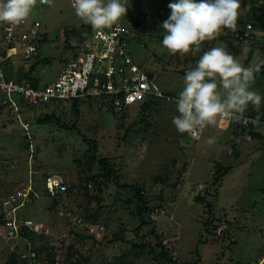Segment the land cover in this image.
<instances>
[{
  "label": "rangeland",
  "instance_id": "rangeland-1",
  "mask_svg": "<svg viewBox=\"0 0 264 264\" xmlns=\"http://www.w3.org/2000/svg\"><path fill=\"white\" fill-rule=\"evenodd\" d=\"M171 2L174 0H128L126 14L119 21L133 24L132 28L137 32L134 21L147 14L149 24L141 34L143 42L129 40L127 51L141 70L153 74L154 84L164 95L178 97L183 88L185 72L194 67L197 60L185 64L183 60L187 54L180 53L179 59H175L157 37L164 35V30H160L161 24L170 15L168 5ZM255 10L259 19L254 16ZM237 17L258 22L257 28H253L255 36L258 39L264 37V0H240ZM28 19L39 20L41 32L47 34L40 54L51 61L34 72L41 77L42 83L55 79L64 65L62 61L73 58L80 46L84 49L91 47L92 37L89 34L83 37L82 45L73 46L72 42H78L80 28L72 35L73 31L67 34V30L79 19L68 0H52L51 4H40L36 0ZM1 26L2 23L0 42ZM239 27L242 25L236 22L235 30ZM248 28L250 26L247 24L246 30ZM235 30L222 28L215 39L203 41V52L217 46L227 50L223 37L228 36L233 40L237 35ZM68 41L72 47H68ZM263 41L259 40L255 55L246 66L244 62L249 48L245 47V40L243 43L236 42L237 53L227 51L244 67L264 64V52L259 48L263 46ZM10 61L12 64L7 71L3 67L7 75L20 67L27 70L32 60L25 63L23 55L19 53L12 56ZM250 88L264 95V78L255 76ZM154 100L156 104L145 115L147 124L139 122L142 114L135 104L125 110L126 118L121 120L120 116H115L106 105L95 99L80 103L78 114L72 101L51 102L33 108L25 106L20 110L18 104L15 111L0 107V202L7 193L19 191L28 185L34 187L39 197L36 205L18 210L34 221L33 229L42 232L43 235L34 242L36 246L54 244L58 247L64 243L60 241L63 234L66 235V244L75 242V231L80 234L95 232L100 239L106 234L110 238L118 234L122 221L129 227L125 233L126 244L119 243L118 247L92 246L91 240H86L80 247L90 262L107 264L114 261L110 256L119 253V247L130 250L132 242L139 241L131 229L141 221L138 215L130 213L135 203L132 201L129 207L126 206L129 209L123 206V201L134 195L135 191L132 187L120 185L123 182L133 183L143 186L147 200L154 208L153 215H150L155 221L152 224L159 232L164 231L166 244L172 247L173 254L181 263L199 259V264H264V125L253 127V131L260 136L249 138L238 135L232 141L239 149V157H236L229 144L232 140L231 122L227 125L226 120L218 122L216 119L215 124L207 125L200 138L195 139L187 132H178L172 124V117L178 114L174 101ZM263 104L264 101L258 109L251 104L248 106L253 111L260 110ZM52 112L61 123L68 126L75 124L74 127L65 128L58 125L56 120L37 122L38 117ZM120 124L123 125L121 128ZM128 125L131 128L124 137ZM210 138H213L211 143ZM89 140L97 141L98 145L96 159L90 164ZM99 156L109 157L118 176L108 177L106 186L102 187L103 193L101 191L104 197L102 204L113 206L105 208L97 224L92 225L82 216L97 207L96 201L87 205L83 189L70 190L69 186L80 181L85 183L87 166H92L93 173L99 171ZM221 157L232 168L211 188V191L217 192V196L210 197L209 201L213 204L214 215L230 223L224 242L213 240V236L205 232L203 220L207 216L204 206L193 199L194 195L209 187L214 172L212 166ZM78 160L80 163L76 162ZM184 163L187 164L185 169L182 166ZM48 173L61 177L69 190V194L57 198L53 210L47 209L52 203L51 198L42 197L46 187L44 179ZM179 176V185L172 187ZM88 189L96 192L92 187ZM159 208L162 210L158 211ZM2 211L0 207V214ZM145 218H148L147 215ZM70 230L75 231L71 233ZM6 238L4 224L0 222V264L6 263L4 254L17 240V237L13 240ZM146 249L135 251V255L128 257V264H158Z\"/></svg>",
  "mask_w": 264,
  "mask_h": 264
},
{
  "label": "trees",
  "instance_id": "trees-1",
  "mask_svg": "<svg viewBox=\"0 0 264 264\" xmlns=\"http://www.w3.org/2000/svg\"><path fill=\"white\" fill-rule=\"evenodd\" d=\"M246 1H250V0H246ZM257 10V9H256ZM254 13V16L256 18H260V16L256 13ZM148 16L146 13L142 14L140 17H138L134 22H135V29L137 30L136 34L137 36L134 38L135 41L141 43L143 42L142 38H141V34L145 31L146 27L148 26L149 22H147ZM236 22H238L240 25H242V27L237 28L235 31L237 33V35L233 38V40H230L228 38V36L223 37V40L225 43H227V50L228 51H232L234 53L238 52V46L236 45V42L239 43H243V41L245 40L247 45L245 47L248 46V52H247V58L244 62V66H246L248 64V62L252 59V57L255 55L256 52V46L257 43L259 42L260 39H264V37H260L259 39L257 38V36H255L254 33V29L257 28V26L259 25L258 22H252L250 19H246L243 20L240 17H237ZM124 23V22H122ZM248 24V26H250V29H253V31H249L248 29L246 30V25ZM83 27H86L82 21L80 20V18L78 19V21L74 24V26L70 29L67 30V34L71 33V35L78 29L80 28V30L78 31L80 33V31H83ZM41 28V27H40ZM130 29H133L132 27H130ZM160 30H163L162 28ZM231 30V29H230ZM234 31V30H233ZM249 31V33H248ZM41 32V30H40ZM157 37H159L162 40L163 35H157ZM240 39V41H239ZM47 40V34L44 32H41V35L38 39V49L36 51V53L33 56V59L31 61V64L28 66L27 70L24 71L23 67H20L18 69H16L14 72H9V74L7 75V73L4 70L5 76L8 79H14L16 81L22 82V81H27L29 82L32 86L34 87H42L44 85H46L45 83L41 82V77L38 74H34V72H36L37 70H39V67L49 63L51 61V59L47 56H41L40 54V48H41V44L44 43ZM262 41V40H261ZM264 43V41H263ZM68 47H72V44L70 41H68ZM201 47V45H200ZM258 48V46H257ZM260 50L262 52H264V44L263 46H259ZM79 50V48H78ZM203 54V49L201 48V51L195 55H193L191 52L188 53L185 59L183 60V62L185 64L187 63H193L194 61L198 60L200 55ZM77 55V52L74 53L73 57H75ZM173 57L175 59H179L178 57V53L173 55ZM11 58L8 59L6 62H4L3 67H6V71L8 69V67L12 64L11 63ZM68 61V60H67ZM66 60H63L62 62H64L63 67L65 66V64L67 63ZM192 65V64H191ZM259 65V71L254 73V76H258L260 78H264V64H254V66ZM62 67V68H63ZM61 70V69H60ZM60 72V71H59ZM58 72V74H59ZM13 76H9L12 75ZM57 74V75H58ZM148 74L153 77V74L151 72H148ZM57 77V76H56ZM55 77V78H56ZM54 80V79H53ZM169 96H172L170 94H166ZM2 97L0 95V107H4L5 106L2 104ZM99 100L96 98H87V99H71V100H62V101H72V105L73 108H75V112L78 114L79 112V106L80 103H82L83 101H88L90 102L91 100ZM154 99H160V100H165L164 98H148L145 100H141V101H137L131 105L135 104V108L138 109L141 114H142V118L140 119V123H144L147 124L146 122V112H148L156 103ZM61 101V100H60ZM51 102H59V100H52ZM49 102V103H51ZM101 103H105L103 101H99ZM43 104V103H41ZM47 104V103H45ZM40 105V104H38ZM130 105V106H131ZM30 107L33 108L35 107V105L32 104H25L24 102H19V110L21 109V107ZM129 106V107H130ZM106 107L114 114L112 107L110 106L109 102H106ZM250 109L251 106H248L245 110V112L243 113L242 116H246L248 118H256L257 114L260 113V115H258L259 117V121L261 122L264 119V104L261 107L260 110H253L251 111ZM115 115V114H114ZM116 116V115H115ZM126 118V111H123L120 119L124 120ZM53 120H56V123H58V125L63 126L65 128H73L75 124L68 126L65 123H61L60 120L58 119V117L56 116V114L54 112L52 113H46L41 117L37 118V122L39 123H48L51 122ZM123 125L120 124L119 127L121 128ZM129 126V125H128ZM125 129V133L123 134V136L125 137L127 132L129 131V129L131 128V126H129ZM253 127L254 124L248 123V124H244L242 122L241 119L239 120H235L233 119L231 122V127L232 128V132H231V139L229 144L232 145L233 148V156H238L239 157V149L238 147L232 142L233 140H235V138L239 135L242 136H246V137H258L260 136L257 132L253 131ZM238 136V137H239ZM84 141H86V139H84ZM88 145H89V149L88 151H90L89 153H91V157L89 158V164L94 161L96 159V153H97V141L95 140H89L88 141ZM223 157H221L220 159H216V163H214V165L212 166V178L209 181V187L204 188L203 192H199L196 195H194V201L199 202L201 204H203L204 206V213L206 214V218H204L203 220V226H204V230L207 233H210L213 236V240L215 241H222L224 242L227 234H229L228 229L230 228V223L228 222V220L226 219H222L221 217H218L216 215H214V207L211 201H209V198H215L217 196V192L216 191H211V188L214 187L215 185H217L220 180L222 179V177L227 174L232 166L231 165H227L225 164V162H223L222 160ZM98 164L100 166V170L97 171L96 173L92 172L91 167L92 166H87V169L85 168V171L87 172V175L85 176V183L82 184V182H78V184H71L70 190L71 189H83V194L86 198V204H90L92 201H96L97 203V207L94 209H90V211L88 213H86L85 215L82 216V218L87 221L88 223H91L92 225H96L99 219V216L101 213H103V210L105 208H110L113 206V204L111 206L107 205V204H102V199L103 197V191H102V187L105 185L106 186V180L108 177H112L114 176L115 178H117V169L115 167V165L110 162V159L108 156H99L98 157ZM80 163V160L76 161ZM183 168L185 169L187 164L184 163L182 164ZM52 175L51 173H48L45 175ZM56 175V174H55ZM180 177L179 176L172 184V187L176 188L179 183H180ZM61 178V177H60ZM63 180V179H62ZM118 183V181H117ZM208 183V181L206 182ZM66 185V183H65ZM93 185V186H92ZM122 187H132L134 192V195H132L129 198H126L123 201V206H127L129 207L131 205V202L134 201L135 206L134 209L130 212L133 215H138L140 218V223L136 226L133 227L131 229H133V233L135 235V237L139 240L137 242L133 241L131 244V248L130 250L125 249L124 247H119V253L114 254L113 256H110L114 259V261H111L110 263L107 264H128V257L131 256L132 254H136L135 251H139L140 249H144L147 248L149 251V253L152 254L153 259L158 263V264H199V259L193 261V262H185V263H181L180 261H178L177 257L173 254L174 250H172V247L168 246L165 242V238L166 236L164 235V231H158L155 224H152V222H155L153 219H151L150 215H153V211L154 208L153 206H151L147 200V197L144 193V188L141 185H137V184H133V183H126L123 182L120 184ZM66 191L63 193H56L54 195H51L46 189H44L45 193L42 195V197L45 198H51L52 203L49 204L47 206L48 210H53V208L57 205V198L63 194L68 193V186L66 185ZM94 188V191L96 192H90V189L88 188ZM202 189V188H201ZM200 189V190H201ZM11 191V190H10ZM47 191V193H46ZM102 191V193H101ZM93 193V194H92ZM94 193H98V194H94ZM101 193V194H99ZM69 194V193H68ZM9 194L7 193V195L5 197H7ZM102 195V197H101ZM39 197H34L31 201H27L22 207H20L19 209L23 208V207H27V206H34L36 205V202L38 200ZM50 200V201H51ZM49 201V200H47ZM130 203V204H129ZM48 204V203H46ZM45 208V205L43 206ZM125 208V209H129V208ZM85 208H88L87 206H85ZM108 208V209H109ZM162 209H158V211H161ZM147 215L148 218H145V216ZM16 216H17V220L18 223L20 225V231L19 234L17 236V240L15 241V250L13 252H11L10 250L8 252H6L4 254V258L6 263L5 264H37L38 262L43 261L44 259L47 260L48 264H90L93 262H90V258L87 255H83L84 253L80 250V247L83 245L84 242H86V240H91V245L92 246H108V245H114L116 247H118V244H126L127 243V239L125 238V233H127L129 227H126V225L122 222L120 224V228H119V232L118 234L115 233L112 237H108L106 236V234L100 239L95 235L94 233L91 232H87V234L85 233H78L75 230H70L71 233L74 232L75 236L77 237V240L75 242H69L66 244V235L63 234L61 236L60 241L64 242L62 243V245L60 246H56V245H49V244H44V245H35V240H37L38 238H40L43 234L42 232L39 233V231H36L35 229H33V227H29L24 225V221L30 218L25 217L22 213L19 212V210L16 211ZM33 221V220H32ZM0 222H3L0 220ZM34 223V221H33ZM222 227L221 229H218L219 227ZM144 228V230H143ZM89 229V228H88ZM104 229V228H103ZM120 234V235H119ZM231 238V237H230ZM229 238V239H230ZM7 239V238H6ZM151 239H155L156 241L153 242ZM13 240V239H12ZM200 242V241H199ZM231 242H234L233 240ZM91 248V247H90ZM115 248V247H113ZM150 248V249H149ZM146 249V250H147ZM30 252H34V254L36 255V260L35 262H33L29 257H23L21 258L20 255L21 254H27ZM104 256H106L104 254ZM109 257V256H108ZM107 257V259H108ZM106 259V261H107ZM94 264V263H93ZM105 264V262H104Z\"/></svg>",
  "mask_w": 264,
  "mask_h": 264
},
{
  "label": "clouds",
  "instance_id": "clouds-1",
  "mask_svg": "<svg viewBox=\"0 0 264 264\" xmlns=\"http://www.w3.org/2000/svg\"><path fill=\"white\" fill-rule=\"evenodd\" d=\"M35 4L36 0H0V23L18 25ZM127 5L128 0H71L75 15L95 30L113 26L125 16ZM168 7L170 15L161 24L162 46L173 55H195L201 51V43L215 39L222 28L235 30L240 0H174ZM259 67L242 66L223 46L204 51L185 72L175 102L178 114L172 117L176 130L194 135L215 124L220 115L232 122L241 118L249 104L258 109L264 95L251 90L250 84ZM258 117V122L250 123L264 125V119L260 122Z\"/></svg>",
  "mask_w": 264,
  "mask_h": 264
},
{
  "label": "built area",
  "instance_id": "built-area-1",
  "mask_svg": "<svg viewBox=\"0 0 264 264\" xmlns=\"http://www.w3.org/2000/svg\"><path fill=\"white\" fill-rule=\"evenodd\" d=\"M71 6V0H68ZM40 4H51L52 0H39ZM83 23V22H82ZM83 31L78 36V42L73 46L82 45L86 34L92 37L91 47L81 46L77 55L67 61L57 77L42 87H34L27 81H16L5 77L3 64L12 56L21 53L25 63L33 59L38 49V39L41 35V23L35 19H24L15 26L2 23V40L0 42V95L3 94L2 104L11 110H17L19 102L25 104H45L52 100H71L96 98L106 105L110 103L116 116H121L131 104L148 98H164L166 101L176 102L177 97L164 95L154 84V79L147 71L141 70L127 51L129 40H134L136 31L130 29L133 24L117 21L113 26L103 30H95L89 24L83 23ZM80 42V43H79ZM218 122L231 118L220 115ZM242 122H258L257 118L241 116ZM264 123V120L262 121ZM206 126L199 129L191 137L197 139ZM45 189L51 194L66 191L65 182L57 175H48L44 179ZM33 186L22 187L21 190L10 193L0 202L3 211L0 214L8 239L16 238L20 231L16 211L36 195ZM33 221L27 219L24 225L32 227ZM13 252L15 246H10ZM36 260L34 252L20 255ZM37 264H48L44 259Z\"/></svg>",
  "mask_w": 264,
  "mask_h": 264
}]
</instances>
